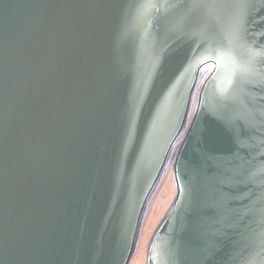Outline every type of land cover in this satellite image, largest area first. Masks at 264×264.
I'll use <instances>...</instances> for the list:
<instances>
[{
    "label": "water",
    "instance_id": "1",
    "mask_svg": "<svg viewBox=\"0 0 264 264\" xmlns=\"http://www.w3.org/2000/svg\"><path fill=\"white\" fill-rule=\"evenodd\" d=\"M264 264V0H0V264Z\"/></svg>",
    "mask_w": 264,
    "mask_h": 264
},
{
    "label": "rangeland",
    "instance_id": "2",
    "mask_svg": "<svg viewBox=\"0 0 264 264\" xmlns=\"http://www.w3.org/2000/svg\"><path fill=\"white\" fill-rule=\"evenodd\" d=\"M168 174H171V167L162 173L158 194H152L151 196V204L148 210L149 213L145 221V225L141 230V235L137 241V246L131 256L132 258L129 264H144L147 231L152 224V220L159 219L160 210L166 211L167 208L172 182V179H169Z\"/></svg>",
    "mask_w": 264,
    "mask_h": 264
}]
</instances>
